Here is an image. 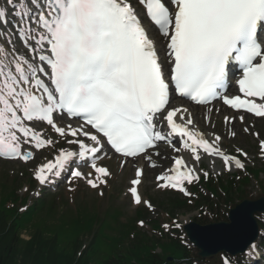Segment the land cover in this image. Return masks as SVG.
I'll list each match as a JSON object with an SVG mask.
<instances>
[{"label":"snow or ice","instance_id":"6c2138e0","mask_svg":"<svg viewBox=\"0 0 264 264\" xmlns=\"http://www.w3.org/2000/svg\"><path fill=\"white\" fill-rule=\"evenodd\" d=\"M6 3L8 8L0 9V158L27 163L42 150L53 149L51 159L45 157L33 168L39 185L68 173L69 185L83 180L98 189L111 176L100 162L112 152L121 158V167L129 159L134 162L128 191L136 205L149 208L137 188L144 168L135 162L156 168L153 156L160 155L155 151L159 142L176 155L155 177L157 188L191 196L187 185L198 183L201 174L209 178L199 167L206 158L213 165L222 161L224 172L246 171L247 153L226 152L224 137L200 130L189 109L172 105L171 99L177 95L205 107L220 101L236 113L264 118V0ZM9 14L15 25L9 24ZM153 28L154 37L149 34ZM231 77L238 89L234 95L228 94ZM57 113L82 123L61 126ZM236 118L224 120L228 124ZM239 119L243 122L244 115ZM207 120L211 124L210 116ZM42 124L60 139L46 137ZM61 140L68 147H57ZM259 147L264 154V140ZM84 167L91 171H81ZM250 247L255 250L256 245Z\"/></svg>","mask_w":264,"mask_h":264},{"label":"rangeland","instance_id":"374dc122","mask_svg":"<svg viewBox=\"0 0 264 264\" xmlns=\"http://www.w3.org/2000/svg\"><path fill=\"white\" fill-rule=\"evenodd\" d=\"M215 109H219V112ZM191 111L197 115L195 124L200 130L205 132L214 131L224 137L222 140V148L226 152L232 155H236L238 150L247 153L246 169H262L264 165V156L260 155L257 142L258 140H264V120H254L244 116L245 119L241 122L239 115H235L237 118L232 121V123L226 124L224 117L233 115L218 106H214L211 113H208L207 108H203L200 111ZM209 116L211 117V124H209L207 120ZM212 125H215V127L213 128ZM245 128L248 129L247 132ZM232 132H235L236 135L232 136ZM45 134L48 138L60 139L49 130H47ZM61 146L68 147L62 140L57 147ZM157 151L160 155L158 157L153 156V161L157 164L156 168L152 169L148 167L145 161H142L146 166H144L142 183L138 187L142 200L149 201L153 206V211L151 212L153 214L157 212L160 202L164 204V202L169 201L168 199L171 194H175L174 192H167L164 189L156 187L155 174L171 164V159L169 157L173 153L171 149L167 150L164 147H161ZM54 154L55 151L53 149L43 150L36 154L35 160L30 164H22L18 161H0V187L2 188L4 181H6L8 185L12 178H14L15 181L22 182L25 179L27 180V177L30 175L32 177L35 165L44 162L45 157L51 159ZM165 157H168V159H165ZM104 160L107 161L100 163L107 166L111 172V176L107 178V185H101L98 189H91L83 180L74 181L71 185L64 181L53 191L42 193L53 196L60 195L61 200L63 199L65 201L53 207L45 216H41L43 210L40 205L35 206L33 209H29L27 217L31 216V219L27 221H31V224L35 228L40 229L41 233L55 235L61 246H66L72 241H79L80 248L86 249L84 255L88 256L94 263H99L101 260L110 256L127 254L132 248L133 240L136 238H142L149 248L151 245H159V247L162 248L160 244L150 241L147 237L136 231L129 222L125 221V219L128 218L133 219L134 212L137 210L136 208L140 205H144L143 203L140 205L132 203L127 194L130 188L129 181L135 178L134 163L125 164L121 167V161L119 160L111 158H105ZM135 164L136 166H141L139 163ZM199 167L209 172V178L215 177V179H217L221 177L225 179V177H228L227 175H231L224 174L226 172L222 171V164L216 161V164L213 165L211 159L208 158L204 159L199 164ZM217 173L220 174L217 175ZM232 174L239 175L237 172ZM240 178H242L241 175ZM258 179L261 182L250 180V184L243 188L247 199L255 200L264 193V189L263 192L261 191L262 187H264V174L259 175ZM86 186L94 190L95 193L86 190ZM70 187L74 190L77 189V191H69L68 189ZM39 189L40 186L37 185L36 190L33 192L32 196L29 195V198H35L33 196L37 195ZM15 190H17V195H21L24 193L25 187L20 185V187H17ZM188 190L191 192V189ZM65 191L70 192L71 195ZM101 191L103 192V196L99 198V193ZM1 192L2 189H0V193ZM55 200L57 201L58 197H56ZM227 209L228 207H223L224 211ZM120 212L121 214H119ZM196 216V211H191L189 213L181 211L177 214V223L181 224L185 222V220L193 219ZM260 219L262 220L263 218L261 217ZM162 220L166 223H170V219L165 216ZM154 230L159 232L158 227H155ZM31 233H33V230H26L22 232L21 237L27 240ZM256 247L257 250L263 252L261 241L256 243ZM216 257H213L212 261H216ZM244 258L245 257H243V260ZM246 258L249 264H251L248 257ZM237 259L240 260V258L231 260L233 264L238 263Z\"/></svg>","mask_w":264,"mask_h":264},{"label":"trees","instance_id":"16d2710c","mask_svg":"<svg viewBox=\"0 0 264 264\" xmlns=\"http://www.w3.org/2000/svg\"><path fill=\"white\" fill-rule=\"evenodd\" d=\"M235 185L233 179L222 183V187L227 191L224 200L226 205L230 204L234 197L242 198L241 191L236 190ZM2 189L5 190L4 187ZM4 194L0 195V264H192V259H195L179 241H170L168 246L163 245L160 253L156 254L154 250L157 246L151 245L149 248L142 238H136L132 243V251L121 256H110L99 263L92 262L84 255L86 249L77 255L76 248L80 247L77 241L61 246L55 235L44 239L37 228L30 240L24 241L19 238V233L31 223L27 221L31 219V216L27 217L29 210L19 214L15 207L5 208L6 204L12 206L18 198L13 193ZM37 205H40L41 209L44 208L40 201L30 209ZM47 209L51 210L52 205ZM217 219L218 217H215V220ZM169 256L172 261L166 262Z\"/></svg>","mask_w":264,"mask_h":264},{"label":"water","instance_id":"95a60500","mask_svg":"<svg viewBox=\"0 0 264 264\" xmlns=\"http://www.w3.org/2000/svg\"><path fill=\"white\" fill-rule=\"evenodd\" d=\"M264 212V198L255 202L243 201L229 212V224L218 223L206 227L190 224L185 231L190 243L199 250L201 258L218 252L230 255L243 253L257 234L254 213Z\"/></svg>","mask_w":264,"mask_h":264}]
</instances>
